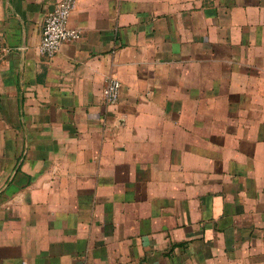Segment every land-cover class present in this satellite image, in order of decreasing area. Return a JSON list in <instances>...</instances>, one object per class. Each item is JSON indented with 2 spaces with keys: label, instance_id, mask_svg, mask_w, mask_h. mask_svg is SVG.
<instances>
[{
  "label": "crops",
  "instance_id": "crops-1",
  "mask_svg": "<svg viewBox=\"0 0 264 264\" xmlns=\"http://www.w3.org/2000/svg\"><path fill=\"white\" fill-rule=\"evenodd\" d=\"M57 1L0 0V264H264V0H77L48 57Z\"/></svg>",
  "mask_w": 264,
  "mask_h": 264
},
{
  "label": "built area",
  "instance_id": "built-area-1",
  "mask_svg": "<svg viewBox=\"0 0 264 264\" xmlns=\"http://www.w3.org/2000/svg\"><path fill=\"white\" fill-rule=\"evenodd\" d=\"M77 0H58L54 8L46 14L43 25L39 50L42 54L52 57L60 49L63 42L75 41L80 38L81 31L69 25V16ZM121 83L114 77H108L102 87L101 97L105 104H114L120 95Z\"/></svg>",
  "mask_w": 264,
  "mask_h": 264
}]
</instances>
